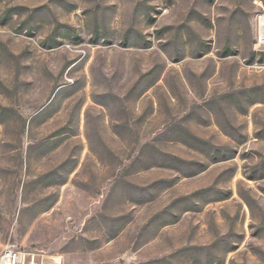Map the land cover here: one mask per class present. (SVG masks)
Segmentation results:
<instances>
[{
  "label": "rangeland",
  "instance_id": "rangeland-1",
  "mask_svg": "<svg viewBox=\"0 0 264 264\" xmlns=\"http://www.w3.org/2000/svg\"><path fill=\"white\" fill-rule=\"evenodd\" d=\"M261 16L264 0H0V255L264 264Z\"/></svg>",
  "mask_w": 264,
  "mask_h": 264
},
{
  "label": "built area",
  "instance_id": "built-area-1",
  "mask_svg": "<svg viewBox=\"0 0 264 264\" xmlns=\"http://www.w3.org/2000/svg\"><path fill=\"white\" fill-rule=\"evenodd\" d=\"M25 255L13 245H6L0 255V264H24Z\"/></svg>",
  "mask_w": 264,
  "mask_h": 264
},
{
  "label": "bare ground",
  "instance_id": "bare-ground-1",
  "mask_svg": "<svg viewBox=\"0 0 264 264\" xmlns=\"http://www.w3.org/2000/svg\"><path fill=\"white\" fill-rule=\"evenodd\" d=\"M259 41L264 43V16L259 19Z\"/></svg>",
  "mask_w": 264,
  "mask_h": 264
},
{
  "label": "trees",
  "instance_id": "trees-1",
  "mask_svg": "<svg viewBox=\"0 0 264 264\" xmlns=\"http://www.w3.org/2000/svg\"><path fill=\"white\" fill-rule=\"evenodd\" d=\"M9 153H10V149H7V148H4V151H3V160L6 162V160H8V156H9Z\"/></svg>",
  "mask_w": 264,
  "mask_h": 264
}]
</instances>
